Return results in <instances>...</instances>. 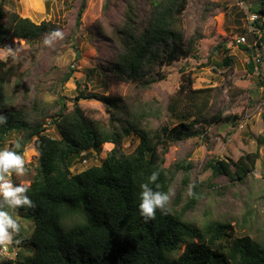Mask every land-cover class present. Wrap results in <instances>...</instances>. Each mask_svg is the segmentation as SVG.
<instances>
[{
  "label": "trees",
  "instance_id": "trees-1",
  "mask_svg": "<svg viewBox=\"0 0 264 264\" xmlns=\"http://www.w3.org/2000/svg\"><path fill=\"white\" fill-rule=\"evenodd\" d=\"M87 1H82L77 25L81 24ZM7 3L0 0V50L12 49L15 39L32 45L43 42L52 30L60 29L51 21L37 24L16 12L10 13ZM187 5L188 0H153L144 30L137 26L133 11L128 12L124 25L109 38L117 47L112 50L116 59L99 65L100 73L95 69L91 73H98L105 86L112 80L124 81L136 84L140 92L162 81L161 68L189 57L191 52L180 31ZM255 11L264 17V8ZM254 27L261 33L262 43L264 23L256 20ZM103 32L99 27V33ZM241 46L248 50V46ZM235 60L226 56L216 65L233 67ZM18 70L20 75V65L11 59L0 60V109L6 103L5 85L18 76ZM184 79L166 107L167 115L178 124L163 125L155 133L144 129L142 123L149 117L160 119L162 110L143 108L136 101L137 110L131 112L121 97L87 95L83 91L74 99L70 112L62 105L55 116L42 108V119L32 120L33 114L23 111L5 115L7 123L0 125V147L11 134L21 133L18 151L22 153L35 141L39 165L27 187L34 206L14 212L35 224L30 237L33 256L0 260V264H264V245L250 236L237 237L232 224L212 220L199 227L186 220L189 211L204 197L206 184L190 183L193 164L187 160L166 168L165 155L172 144L204 133L197 126L219 123L223 118L218 103H211L218 100L219 90L193 89L191 75ZM91 98L105 105L110 126L90 117L79 105L80 100ZM47 116L52 117V126L60 138L46 134ZM132 134L139 137L140 143L127 155L122 151L123 141ZM109 143L114 147L101 166L72 174L70 168L76 157L91 151L99 153ZM257 145L256 153L239 161L209 162L206 168L212 171V179L207 185L220 177L243 181L255 169L264 135L258 137ZM154 171L159 172V178L150 187L170 192V200L166 214L157 210L156 218L146 222L139 211L140 185L148 182ZM181 171L185 177L171 202L173 183ZM190 190L193 195H189ZM80 210L85 212L84 221L67 225V220ZM182 249L181 255L173 257Z\"/></svg>",
  "mask_w": 264,
  "mask_h": 264
},
{
  "label": "rangeland",
  "instance_id": "rangeland-1",
  "mask_svg": "<svg viewBox=\"0 0 264 264\" xmlns=\"http://www.w3.org/2000/svg\"><path fill=\"white\" fill-rule=\"evenodd\" d=\"M83 0H8L6 10L16 12L40 24L51 21L60 26L63 39H57L51 46L43 42L30 44L14 40L12 52L0 50V60L11 59L20 65L11 83L5 85V104L0 114L29 112L33 119H42L43 109L55 116L62 105L67 112L73 110L74 99L80 92L117 96L123 99L124 107L131 112L136 101L143 108L160 109L161 118L149 117L142 123L144 129L155 133L163 125L176 126L178 122L167 115L169 99L175 95L185 77L193 78V89H218V110L223 120L212 125H200V136L172 144L165 155V167L187 160L193 164L190 183H205L204 197L197 207L190 210L186 220L199 227L212 220L233 225L237 237L250 236L264 245V146L259 149L260 158L255 169L243 179L232 181L220 177L210 184L212 171L206 168L216 160L239 161L248 154L258 151L257 139L264 135V41L255 29L252 18L257 15L260 23L264 17L255 10L264 8V0H188L186 12L180 22L184 45L191 47L189 57L161 68L164 79L140 92L136 84L112 80L105 86L91 70L99 71V65L116 59L112 50L117 48L109 38L125 23L128 12L140 30L147 27L151 16L153 0H88L86 9L77 25V15ZM99 27L104 31L99 33ZM106 35H105V34ZM245 38V42L241 38ZM261 43V45H260ZM241 45L248 46V50ZM234 57L233 67H217L226 57ZM251 65L253 68L251 69ZM71 75L69 80L65 78ZM214 93V91H213ZM215 94V93H214ZM79 105L87 114L106 126H110V115L99 100L84 99ZM146 113V111H144ZM52 117L45 118L46 134L60 138L52 123ZM21 133L11 134L0 150L5 147L17 151L26 161L28 171L23 175L11 176L14 185L28 187L36 176L38 152L32 141L22 153L15 149ZM135 134L126 137L122 151L129 155L139 145ZM113 144L102 146V150L82 154L73 160L72 174L80 173L94 166H101ZM185 177L177 174L172 187L171 202L176 198L180 183ZM187 199V198H186ZM182 204H185V200ZM21 225V243L0 246L1 260H26L33 256L30 237L35 224L28 218L13 213ZM83 210L75 212L66 224L84 221ZM184 250L173 254L177 257Z\"/></svg>",
  "mask_w": 264,
  "mask_h": 264
},
{
  "label": "clouds",
  "instance_id": "clouds-1",
  "mask_svg": "<svg viewBox=\"0 0 264 264\" xmlns=\"http://www.w3.org/2000/svg\"><path fill=\"white\" fill-rule=\"evenodd\" d=\"M63 32L59 29L52 30L43 40L47 46H51L57 39H63ZM12 52V49L9 48ZM7 123V117L0 114V125ZM15 149H19L21 144L16 142ZM28 171L24 157L17 151L5 147L0 150V246H11L20 244L17 239L21 233V225L14 218L13 213L21 207H33V201L27 194L29 189L23 185H14L11 181L13 173L23 175ZM159 178V172L154 171L148 178V182L140 185V215L147 222L156 218L157 210L161 214L168 211L170 192L154 191L151 184H154ZM156 188H160L156 184ZM189 195H193L191 190Z\"/></svg>",
  "mask_w": 264,
  "mask_h": 264
},
{
  "label": "built area",
  "instance_id": "built-area-1",
  "mask_svg": "<svg viewBox=\"0 0 264 264\" xmlns=\"http://www.w3.org/2000/svg\"><path fill=\"white\" fill-rule=\"evenodd\" d=\"M256 19H258V16H257V15H255V16L252 18V21H256ZM245 40H246V39H245L244 37L241 38V41L245 42ZM2 251H4V250H1V251H0V255L3 254V253H1ZM4 252H5V251H4ZM0 260H1V259H0Z\"/></svg>",
  "mask_w": 264,
  "mask_h": 264
}]
</instances>
